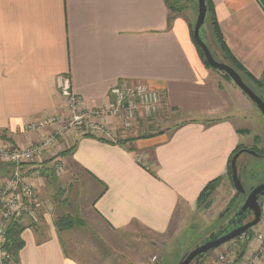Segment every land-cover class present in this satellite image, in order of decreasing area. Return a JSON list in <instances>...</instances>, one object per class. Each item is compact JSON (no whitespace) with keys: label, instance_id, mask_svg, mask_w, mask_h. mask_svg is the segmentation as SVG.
Returning <instances> with one entry per match:
<instances>
[{"label":"crops","instance_id":"crops-1","mask_svg":"<svg viewBox=\"0 0 264 264\" xmlns=\"http://www.w3.org/2000/svg\"><path fill=\"white\" fill-rule=\"evenodd\" d=\"M212 1L231 58L262 81L264 96V0ZM190 24L183 13L172 18L165 0H0V141L45 138L51 127L26 126L64 112L59 75L70 76L83 109L107 106L123 81L146 82L166 103L149 132L115 130L112 138L75 130L22 165L41 205L35 218L9 225L22 241L10 264H84L67 254L47 194L72 166L91 185L90 213L119 232L163 234L181 205L193 211L207 184L229 178L234 151L253 145L238 125L249 98L205 65ZM103 122L115 128V118ZM9 175L0 162V181ZM258 243L249 237L241 252Z\"/></svg>","mask_w":264,"mask_h":264},{"label":"rangeland","instance_id":"rangeland-1","mask_svg":"<svg viewBox=\"0 0 264 264\" xmlns=\"http://www.w3.org/2000/svg\"><path fill=\"white\" fill-rule=\"evenodd\" d=\"M176 6L181 8L180 13H183L194 27L198 0H177ZM169 12L174 16L176 11L169 10ZM207 39L214 57L219 61L223 60V52L213 36L210 25H208ZM217 72L221 73V71ZM233 85L238 92H243L234 82ZM254 88L259 94L261 93L260 88ZM248 100L249 108L243 110L240 106L239 109L243 112L242 121L238 124L243 130L241 138L243 143L251 141L253 145L249 147L257 148L264 155V116L257 106L250 99ZM62 103L64 104L63 100ZM163 115L157 119L160 120ZM69 120L70 117L64 119V122ZM73 131L75 132L73 129L68 133ZM238 163L247 192L264 182V157L258 158L248 154L241 157ZM72 170V173L56 176L52 190H47V194L52 200L53 213L58 220L57 228L67 254L84 264H177L195 246L205 242L211 233L217 234L220 230L226 229L232 214L244 198V195L237 194L229 174L225 183L217 182L211 189L207 201H197V207L193 211L185 212L181 205L180 212L176 214L165 233L154 234L141 228L119 232L108 228L90 213L89 206L93 195L90 197L88 192L92 191L91 185L81 171L76 170L74 166ZM263 201L264 199L261 205L264 204ZM250 219L252 218L248 220ZM253 228L249 229V236H253L255 231ZM259 230L262 231L261 227ZM223 245L208 253L201 259L200 264L211 263L217 255L215 252L223 251ZM236 255L238 256L239 253ZM257 255L259 261L263 263L264 251L258 252ZM13 258L14 254L11 256L12 260ZM237 258L242 257L239 255ZM237 260L235 259V264H242L243 258Z\"/></svg>","mask_w":264,"mask_h":264},{"label":"built area","instance_id":"built-area-1","mask_svg":"<svg viewBox=\"0 0 264 264\" xmlns=\"http://www.w3.org/2000/svg\"><path fill=\"white\" fill-rule=\"evenodd\" d=\"M56 81L59 94L64 102V112L26 126L28 130L51 127L47 136L42 141L27 146H16L11 142L0 141V162L6 164L9 169L13 168L10 175L6 177L7 179L0 181V264H9L12 260V253L7 248L9 225L26 215L35 218L37 209L41 205L35 184L23 173L22 165L25 162L49 150L57 138L73 129L77 132L90 131L98 135H109L112 138L115 137V130L123 134H128L135 128L149 132L151 124L166 109L164 93L149 86L146 82L123 81L115 84L110 89L111 101L107 106L83 109L79 96L72 88L70 76L59 75ZM65 114H67L66 117ZM69 117L70 120L65 123L64 119ZM107 117L116 119V123H111L115 126L114 129H110L103 122ZM261 207V219L253 234L260 243L254 251L246 256L243 253L240 254L241 248L250 237L244 233L230 240L229 243L227 242L228 244L225 243L223 251L215 252L216 257L207 264H212V262L213 264H235V259H238L239 255L245 257L242 264H264L259 261L257 255L258 252L263 253L264 251V204ZM260 227L262 231L259 230Z\"/></svg>","mask_w":264,"mask_h":264},{"label":"water","instance_id":"water-1","mask_svg":"<svg viewBox=\"0 0 264 264\" xmlns=\"http://www.w3.org/2000/svg\"><path fill=\"white\" fill-rule=\"evenodd\" d=\"M207 3L206 0H198V11L196 22L192 30V36L201 48L205 60L210 66L218 71L227 74L231 80L248 96V98L257 106L264 116V97H261L250 84L245 81L241 74L228 62L225 58L217 60L208 44L207 39ZM243 153H250L258 156L259 153L250 148H242L238 150L231 159V178L234 188L237 192L244 195L243 202L237 207L231 216L230 222L226 229L220 230L219 233H211L205 242L195 246L177 264H199L210 251L222 246L228 241L237 238L246 233L252 227L256 226L262 215L261 201L264 198V182L253 187L247 192L239 172L238 160ZM7 166L6 164H4ZM13 168L11 167L10 172ZM252 219L246 221L248 217Z\"/></svg>","mask_w":264,"mask_h":264},{"label":"trees","instance_id":"trees-1","mask_svg":"<svg viewBox=\"0 0 264 264\" xmlns=\"http://www.w3.org/2000/svg\"><path fill=\"white\" fill-rule=\"evenodd\" d=\"M169 10H173V11H176L174 12L175 15L176 14H179L181 12V8L177 7L176 6V2L177 0H165ZM206 3H207V26L210 25L211 28H212V33H213V36L215 38V40L217 41L221 51L223 52V57L225 58V60L231 65L233 66L240 74L241 76L245 79V81H247L250 86L252 88L254 87H258L260 88L262 85V81L260 80H256V79H252V77L250 76V74H248L247 72L243 71L239 66L238 64L236 63V61L233 60V58H231L230 56V52L228 51L227 47H226V42L224 40V37H223V34L221 32V29L219 27V23H218V19H217V16H216V12H215V8H214V3L212 0H206ZM173 18V16H171ZM190 27V32H191V35H192V30H193V26L192 24L189 25ZM192 39H193V42L195 43L197 49L199 50V53L201 55V58L202 60L204 61L205 65L212 68V69H215L213 68L212 66H210L208 64V62L205 60L204 58V55H203V52L201 50V48L199 47V45L196 43V41L194 40L193 36H192ZM217 70V69H215ZM218 71V70H217ZM223 73V75L225 77H227L228 79L231 80V78L225 74L224 72H221ZM255 89V88H254ZM257 92V91H256ZM258 93V92H257ZM259 94V93H258ZM261 97H264L262 94H259ZM241 148V147H240ZM236 149L234 151V153L232 154L231 158H230V163H231V159L232 157L234 156V154L240 149ZM254 150H257L258 152H260L257 148L253 147ZM230 175H231V167H230ZM218 182V179L216 180H213L211 181L209 184H207L205 186V188L202 190V192L200 193L199 195V198L198 200L200 202H205L207 201V199L209 198V195H210V191L211 189L216 185V183ZM237 194H240L239 192H237ZM205 200V201H204ZM63 219H61L62 221ZM8 233V240H7V248L8 250H10L12 252V254H16V251L21 247L22 245V241L19 239V234L18 233H15L13 228L12 229H9V231H7ZM252 236H250L251 238ZM192 264H196V262L192 263ZM200 264V262H199Z\"/></svg>","mask_w":264,"mask_h":264},{"label":"flooded vegetation","instance_id":"flooded-vegetation-1","mask_svg":"<svg viewBox=\"0 0 264 264\" xmlns=\"http://www.w3.org/2000/svg\"><path fill=\"white\" fill-rule=\"evenodd\" d=\"M242 148H250V149H253V147H241L240 149H242ZM239 149V150H240ZM257 151V150H256ZM258 152V151H257ZM259 153V155L258 156H255V155H253V156H255V157H258V158H263L264 157V155L262 154V153H260V152H258ZM248 154H250V153H243L240 157H239V160H238V162L240 161V159H241V157H244L245 155H248ZM238 166H239V163H238ZM231 180H232V178H231ZM233 183V182H232ZM250 192V191H249ZM245 197V196H244ZM264 199V198H263ZM262 199V200H263ZM243 200H244V198H243ZM243 202V201H242ZM249 218H251L250 216L246 219V221H248V219ZM255 227V226H254ZM253 228V227H252ZM248 232L249 231H247L246 233L248 234ZM217 249V248H216ZM216 249H214V250H216ZM214 250H212V251H214ZM212 251H210V252H212ZM209 252V253H210Z\"/></svg>","mask_w":264,"mask_h":264},{"label":"bare ground","instance_id":"bare-ground-1","mask_svg":"<svg viewBox=\"0 0 264 264\" xmlns=\"http://www.w3.org/2000/svg\"><path fill=\"white\" fill-rule=\"evenodd\" d=\"M264 202V201H263Z\"/></svg>","mask_w":264,"mask_h":264}]
</instances>
